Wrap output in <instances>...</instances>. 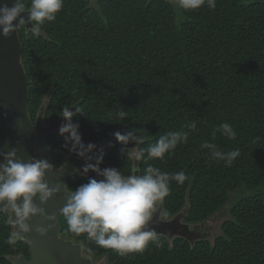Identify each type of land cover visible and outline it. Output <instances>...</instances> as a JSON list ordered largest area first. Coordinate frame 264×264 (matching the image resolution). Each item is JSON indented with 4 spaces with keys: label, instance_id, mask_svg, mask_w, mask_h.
Instances as JSON below:
<instances>
[{
    "label": "trees",
    "instance_id": "16d2710c",
    "mask_svg": "<svg viewBox=\"0 0 264 264\" xmlns=\"http://www.w3.org/2000/svg\"><path fill=\"white\" fill-rule=\"evenodd\" d=\"M30 8V0H24ZM197 10H183L171 0H63L56 20L39 35L19 26L22 62L28 81V111L33 122L68 121L72 112L81 142H107L84 166L99 164L124 175H143L149 165L169 174L183 171V184L169 183L159 202L162 219L182 214V223L205 224L224 215L220 234L193 243L157 237L143 252L123 256L98 246L86 234L69 231L60 213L61 237L83 246L105 264H264V0H215ZM33 27V24H32ZM123 110L127 115L118 116ZM186 143L163 159L135 161L127 150L146 149L168 131H187ZM228 123L236 136L213 133ZM145 137L143 144L119 143L114 133ZM223 152L239 150L232 165L211 157L202 143ZM55 167L73 151L69 134L57 131L47 139ZM125 149L124 152L121 150ZM72 177L67 190L90 179ZM248 192L249 196H242ZM244 194V193H243ZM156 207V209H157ZM155 209V210H156ZM155 212V211H154ZM7 214L0 213V264L9 257L29 256L25 239L14 245Z\"/></svg>",
    "mask_w": 264,
    "mask_h": 264
},
{
    "label": "clouds",
    "instance_id": "9594fccd",
    "mask_svg": "<svg viewBox=\"0 0 264 264\" xmlns=\"http://www.w3.org/2000/svg\"><path fill=\"white\" fill-rule=\"evenodd\" d=\"M205 4L209 9L216 6L215 0H177V6L183 10H197ZM62 7L63 0H30V8H26L24 0H16L11 8H0V34L9 36L15 30L14 21L18 18L20 25L24 24L20 14L28 11V22L33 24L32 34L39 35L46 22L56 20ZM61 115L68 122L60 127V134H69L74 141L72 150L80 157L85 156L95 145L85 146L81 142L79 126L71 123L73 114L68 107L63 108ZM126 115L123 110L118 111L119 117ZM187 128V131H168L146 149L132 148L126 154L135 161L144 160L145 154L149 160L163 159L165 154L173 151L179 144L187 142L196 124L191 123ZM216 132L228 139L236 136L228 123L219 125L213 133V139ZM114 136L125 146L130 142L143 144L145 141V137L135 136L131 132H116ZM201 148L211 149V157L225 161L226 167L231 166L240 155L238 149L229 152L217 150L215 143H202ZM121 151L124 152L125 149ZM3 159L4 163H0V206L3 208L0 210L11 211V224L16 230L6 242L14 245L33 230L29 223L33 217L45 215L44 209L37 206L34 198L41 202L47 201L58 189H50L45 181L46 172L51 169L47 161L39 159L23 162L16 158L15 150L3 154ZM102 161L103 156H100L95 165L88 164L82 169L84 173H97L101 179H90L77 189L69 190L70 194L62 209L69 231L76 235L86 234L87 239L94 240L98 246L112 249L121 256L143 252L149 241L157 248L162 247L157 233L149 230L147 225L152 220L158 203L169 194L170 181L183 184L187 179L185 173L181 171L169 174L149 165L144 169L143 175H124L115 168L101 170L99 164ZM138 171L139 168H134V173ZM47 219L51 220L52 217L48 216ZM48 231V228L42 226L35 227V232L41 237L46 236Z\"/></svg>",
    "mask_w": 264,
    "mask_h": 264
},
{
    "label": "water",
    "instance_id": "95a60500",
    "mask_svg": "<svg viewBox=\"0 0 264 264\" xmlns=\"http://www.w3.org/2000/svg\"><path fill=\"white\" fill-rule=\"evenodd\" d=\"M16 0H0V8H11ZM24 19L25 29L31 27L28 22V11L20 14ZM15 30L5 37L0 34V163H4L3 154L16 151V158L23 162L43 159L51 165L46 172L45 181L50 189H58L47 201L34 198L38 207L44 209L45 215L33 217L29 223L33 230L26 234V245L30 259L24 256L9 257L11 264H92L89 256L83 252L81 244L74 243L61 237L62 230L60 216L70 194L67 190L72 177H87L82 167L87 159L101 151L107 142H104L86 152L85 156L67 155L65 163L55 167L51 160V148L47 138L57 132L58 123L42 127V117L37 116L34 123L28 111V81L22 62V47L19 39V18L14 21ZM3 206H0L2 209ZM9 212V224L12 214ZM0 212H3L0 210ZM52 219L48 220L47 217ZM161 207L155 212L152 220L147 225L149 230H154L157 237H164L171 241L175 237L188 239L183 230L188 226L181 224L180 214L173 219L163 221L160 219ZM36 226L48 228L46 236L41 237L35 232ZM13 227V226H12ZM16 229L13 228V231ZM179 230L181 233H177Z\"/></svg>",
    "mask_w": 264,
    "mask_h": 264
},
{
    "label": "flooded vegetation",
    "instance_id": "af4514ba",
    "mask_svg": "<svg viewBox=\"0 0 264 264\" xmlns=\"http://www.w3.org/2000/svg\"><path fill=\"white\" fill-rule=\"evenodd\" d=\"M24 25V24H23ZM31 27H32V23H31ZM31 27H30V29H31ZM37 116H41L42 117V115H41V113H38V115ZM37 116H36V118H37ZM36 118H35V120H36ZM43 118V117H42ZM35 120L32 122V123H34L35 122ZM49 125H51V124H44V122H43V119H42V127H47V126H49ZM57 131H59V128L57 127ZM52 135V134H51ZM48 139V138H47ZM88 144H90V143H88ZM87 144V145H88ZM102 144V143H101ZM94 145V144H93ZM95 145H99V144H95ZM106 145H107V143H106ZM102 151V150H101ZM98 152H100V151H97L96 153H98ZM95 153V154H96ZM92 155H94V154H92ZM91 155V156H92ZM90 156V157H91ZM75 157V156H74ZM89 157V158H90ZM88 158V159H89ZM87 159V160H88ZM38 160V159H37ZM87 162V161H86ZM85 162V163H86ZM83 167H84V165H83ZM83 167H82V169H83ZM133 174L134 175H137V172H135L134 173V171H133ZM89 175H90V173L88 172L87 173V177H89ZM160 205V204H159ZM158 205V206H159ZM159 209V207H157V209L155 210V212L157 211ZM155 212L153 213V215L155 214ZM0 213H6L7 214V224L8 225H10L9 224V222H8V220H9V212L8 211H3V212H0ZM181 215V217H182V219H183V215L182 214H180ZM160 219L161 220H163L162 219V209H161V216H160ZM163 221H165V220H163ZM166 221H168V220H166ZM182 221V220H181ZM209 222H212L211 220H209V221H207L205 224H200V225H187V224H184V223H182L181 222V224H184V225H186V226H188V230H184V229H181V230H183V232L185 233V235H186V237L188 238V239H185V240H187V241H189L190 243H193V242H195V241H197V240H202V239H211L212 240V236L211 235H208L206 232H204V229L206 228V225L209 223ZM10 229H11V231H10V235L12 234V232H13V227L10 225ZM177 233H181L179 230H177ZM177 237H175L174 239H176ZM173 239V240H174ZM172 241V240H171ZM18 256H24L23 254H20V255H18ZM27 260H29L30 259V256H24ZM90 259H91V261H92V264H105L106 263V261H105V258H100V259H98V260H94L92 257H90Z\"/></svg>",
    "mask_w": 264,
    "mask_h": 264
},
{
    "label": "rangeland",
    "instance_id": "374dc122",
    "mask_svg": "<svg viewBox=\"0 0 264 264\" xmlns=\"http://www.w3.org/2000/svg\"><path fill=\"white\" fill-rule=\"evenodd\" d=\"M94 1H96V0H91L92 4H93ZM171 1L174 4H176V0H171ZM243 193H242V196H249L250 195L248 192H244L243 191ZM234 201H236V200H235V197L233 196L232 197V203L227 206V210L225 211V214L222 215V216L220 215L218 220L217 219L211 220L212 222H209L206 225V228L204 229V232H206L208 235H211L212 236V240L214 238H216L220 234V226L225 220H227V218H228V209L231 208V206L233 205Z\"/></svg>",
    "mask_w": 264,
    "mask_h": 264
}]
</instances>
